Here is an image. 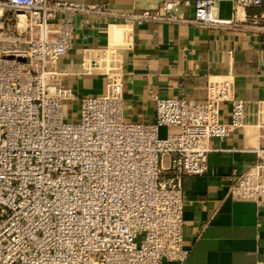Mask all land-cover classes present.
Segmentation results:
<instances>
[{
  "label": "built area",
  "instance_id": "built-area-1",
  "mask_svg": "<svg viewBox=\"0 0 264 264\" xmlns=\"http://www.w3.org/2000/svg\"><path fill=\"white\" fill-rule=\"evenodd\" d=\"M262 1L233 0L235 19L221 20L215 0H161L156 10L140 13L65 0H0V264L184 263L190 254L183 244L184 181L208 173L212 139L247 122V103L235 97L232 75L211 77L204 103L157 98L155 122H127L114 47L95 61L92 54L82 60V74L99 69L107 90L84 98L78 118L67 121L64 105L74 91L59 64L73 26L54 29L58 15H107L124 28H236L237 14ZM180 9L192 10V17ZM250 19L245 28L264 29V13ZM223 103L230 104L229 123L219 116ZM258 120L257 161L245 173L234 171L230 195L263 207L264 100ZM163 127L178 131L161 138Z\"/></svg>",
  "mask_w": 264,
  "mask_h": 264
},
{
  "label": "crops",
  "instance_id": "crops-1",
  "mask_svg": "<svg viewBox=\"0 0 264 264\" xmlns=\"http://www.w3.org/2000/svg\"><path fill=\"white\" fill-rule=\"evenodd\" d=\"M65 1L107 5L112 13H140L156 10L161 0ZM215 1L217 18L235 19L233 0ZM257 10L240 11L236 28L170 23L124 28L111 16L69 12L59 14L54 22V29L63 22L73 26L71 47L59 64L66 74L64 83L74 91L64 105L65 116L73 120L84 98L104 95L107 90L106 77L99 69L94 75L82 74V60L92 54L95 61V56L111 47L121 55L127 122H155L157 98L204 103L211 77H234L235 97L247 103V122L223 139H212L208 173L184 181L183 244L190 254L182 264L264 263V206L236 201L230 195L234 171H248L262 146L258 104L264 100V29L245 28ZM178 13L191 18L193 11L180 9ZM219 116L222 122H230L229 103L220 105ZM161 131L166 137L178 129L163 127ZM168 163L165 157L164 166Z\"/></svg>",
  "mask_w": 264,
  "mask_h": 264
},
{
  "label": "rangeland",
  "instance_id": "rangeland-1",
  "mask_svg": "<svg viewBox=\"0 0 264 264\" xmlns=\"http://www.w3.org/2000/svg\"><path fill=\"white\" fill-rule=\"evenodd\" d=\"M17 34H18L17 32H13V33H11L10 35H11V36H17ZM64 110H65V108H64ZM66 120H67V121H73V119H71V118H67V117H66ZM160 137L163 138V133H162L161 130H160Z\"/></svg>",
  "mask_w": 264,
  "mask_h": 264
},
{
  "label": "trees",
  "instance_id": "trees-1",
  "mask_svg": "<svg viewBox=\"0 0 264 264\" xmlns=\"http://www.w3.org/2000/svg\"><path fill=\"white\" fill-rule=\"evenodd\" d=\"M264 13V0L262 1V6L258 8L257 13L255 14H262Z\"/></svg>",
  "mask_w": 264,
  "mask_h": 264
},
{
  "label": "bare ground",
  "instance_id": "bare-ground-1",
  "mask_svg": "<svg viewBox=\"0 0 264 264\" xmlns=\"http://www.w3.org/2000/svg\"><path fill=\"white\" fill-rule=\"evenodd\" d=\"M166 157H168V156H166Z\"/></svg>",
  "mask_w": 264,
  "mask_h": 264
}]
</instances>
